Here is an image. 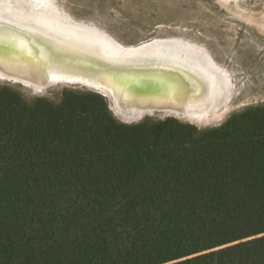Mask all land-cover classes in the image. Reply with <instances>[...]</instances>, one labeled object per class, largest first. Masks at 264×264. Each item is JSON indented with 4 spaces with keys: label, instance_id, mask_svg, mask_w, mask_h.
<instances>
[{
    "label": "trees",
    "instance_id": "16d2710c",
    "mask_svg": "<svg viewBox=\"0 0 264 264\" xmlns=\"http://www.w3.org/2000/svg\"><path fill=\"white\" fill-rule=\"evenodd\" d=\"M0 264H264V101L123 122L0 82Z\"/></svg>",
    "mask_w": 264,
    "mask_h": 264
},
{
    "label": "water",
    "instance_id": "95a60500",
    "mask_svg": "<svg viewBox=\"0 0 264 264\" xmlns=\"http://www.w3.org/2000/svg\"><path fill=\"white\" fill-rule=\"evenodd\" d=\"M9 13H0V67L7 75L0 80L28 88L32 93H37L32 88L34 83L42 91L59 85L97 91L106 98L113 115L123 122H136L146 115L175 116L205 127L219 124L233 109V93L227 98L224 95L218 80L222 78L220 73L215 78L198 64L158 47L161 42L174 41L149 40L133 47H120L112 42L129 52L149 48L163 51L140 53L123 61L108 60L70 45L62 46L56 53L47 42L41 41L43 34L36 32L31 23L18 16L19 13ZM203 61L213 67L207 58ZM24 73L39 74L41 78L19 79L26 77ZM216 110L218 117L209 120ZM201 117L207 121H198Z\"/></svg>",
    "mask_w": 264,
    "mask_h": 264
},
{
    "label": "rangeland",
    "instance_id": "374dc122",
    "mask_svg": "<svg viewBox=\"0 0 264 264\" xmlns=\"http://www.w3.org/2000/svg\"><path fill=\"white\" fill-rule=\"evenodd\" d=\"M52 1L59 12L97 26L126 45L172 36L197 42L232 79L231 112L264 101V0ZM12 84L28 96L50 95L63 86L32 93Z\"/></svg>",
    "mask_w": 264,
    "mask_h": 264
},
{
    "label": "bare ground",
    "instance_id": "6f19581e",
    "mask_svg": "<svg viewBox=\"0 0 264 264\" xmlns=\"http://www.w3.org/2000/svg\"><path fill=\"white\" fill-rule=\"evenodd\" d=\"M21 11V12H18ZM11 13H19L23 20L32 24V28L36 32L43 34L41 41L47 42L51 49L56 53L59 52L60 48L65 45L81 47L76 49H86L91 53H97L102 57H106L108 60L123 61L130 57H134L140 53L158 54L163 51L159 48L169 49L172 55L177 56L186 61H192L198 64L199 67L209 72L213 77L221 74L218 80L224 90V95L231 96L233 93L232 82L227 71L217 63L212 56L209 54L207 49L197 42L187 40L183 37H154L152 43H158L159 41H174L172 44L159 43L156 49H145L136 52H129L122 48L113 45L116 44L120 47H133L134 45H126L116 40L105 30L94 26L84 21L75 20L73 17L67 15L65 12H59L52 0H0V13L7 15ZM11 15V14H10ZM99 28V29H98ZM110 39V40H109ZM145 40L143 42H147ZM113 42V43H112ZM141 42V43H143ZM139 44V43H138ZM146 44V43H144ZM161 45V46H160ZM169 46L168 48L162 46ZM83 50V49H82ZM206 57L213 67L217 68L216 73L210 64H207L203 60ZM0 67V77H5V71ZM37 70V69H36ZM26 77H21V80H32L35 81L37 78H41L38 75H32L30 73H24ZM7 76V75H6ZM26 84L28 81H24ZM29 85V83H28ZM228 85L231 88H228ZM35 92H42V88L34 83L32 86ZM230 93V94H229ZM210 108H212L210 106ZM214 115L209 116L208 119H216L218 117V111H213ZM198 121H207L205 117H201Z\"/></svg>",
    "mask_w": 264,
    "mask_h": 264
}]
</instances>
